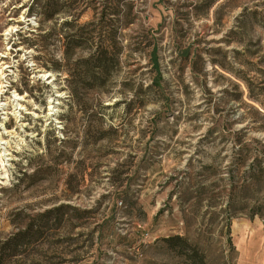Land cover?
Listing matches in <instances>:
<instances>
[{"label": "rangeland", "instance_id": "374dc122", "mask_svg": "<svg viewBox=\"0 0 264 264\" xmlns=\"http://www.w3.org/2000/svg\"><path fill=\"white\" fill-rule=\"evenodd\" d=\"M0 52V264H264V0H0Z\"/></svg>", "mask_w": 264, "mask_h": 264}, {"label": "bare ground", "instance_id": "6f19581e", "mask_svg": "<svg viewBox=\"0 0 264 264\" xmlns=\"http://www.w3.org/2000/svg\"><path fill=\"white\" fill-rule=\"evenodd\" d=\"M13 30H14V28H11L9 31H7L6 33H4L3 36H9V35H10V32H12ZM0 57H4L3 53H1V52H0ZM0 62H1V60H0ZM3 69H4V68L2 67L1 70H3ZM51 77H52V76H51L50 74H48V73H46V74L40 76L41 79H45V80H50ZM3 79H5V77H4V75H3V72H1V78H0V80L2 81ZM3 88H4V86H3V84L0 82V92H1V93H2V91H3ZM15 97H16V100H17V101H23V100H24L23 98L19 97L18 95H16ZM6 105H7V104H0V106H6ZM52 108L54 109L55 107H52ZM20 109H23V105L20 107ZM53 109H52V110H53ZM57 112H58V111H55V113H57ZM0 140L3 141L4 139H3V138H0ZM8 155H10V154H8ZM1 158H2V156H0V164L2 165L3 162H4V160L1 159Z\"/></svg>", "mask_w": 264, "mask_h": 264}, {"label": "trees", "instance_id": "16d2710c", "mask_svg": "<svg viewBox=\"0 0 264 264\" xmlns=\"http://www.w3.org/2000/svg\"><path fill=\"white\" fill-rule=\"evenodd\" d=\"M256 101V100H255ZM258 102V101H256ZM171 241H175V240H182L181 238H173V239H170Z\"/></svg>", "mask_w": 264, "mask_h": 264}]
</instances>
